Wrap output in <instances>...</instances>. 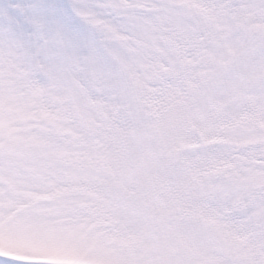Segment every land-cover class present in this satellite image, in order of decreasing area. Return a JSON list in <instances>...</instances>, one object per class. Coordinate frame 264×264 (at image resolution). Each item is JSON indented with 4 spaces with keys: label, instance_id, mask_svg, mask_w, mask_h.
I'll use <instances>...</instances> for the list:
<instances>
[{
    "label": "snow or ice",
    "instance_id": "1",
    "mask_svg": "<svg viewBox=\"0 0 264 264\" xmlns=\"http://www.w3.org/2000/svg\"><path fill=\"white\" fill-rule=\"evenodd\" d=\"M0 264H264V0H0Z\"/></svg>",
    "mask_w": 264,
    "mask_h": 264
}]
</instances>
